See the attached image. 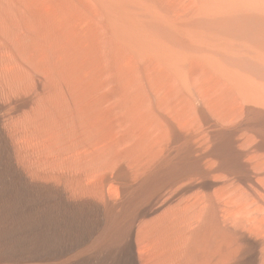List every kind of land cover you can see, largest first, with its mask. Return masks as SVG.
<instances>
[{"label": "bare ground", "instance_id": "1", "mask_svg": "<svg viewBox=\"0 0 264 264\" xmlns=\"http://www.w3.org/2000/svg\"><path fill=\"white\" fill-rule=\"evenodd\" d=\"M247 2L233 127L104 113L35 28L27 59L0 48V264H264V0Z\"/></svg>", "mask_w": 264, "mask_h": 264}, {"label": "rangeland", "instance_id": "2", "mask_svg": "<svg viewBox=\"0 0 264 264\" xmlns=\"http://www.w3.org/2000/svg\"><path fill=\"white\" fill-rule=\"evenodd\" d=\"M247 3L0 0V48L27 59L39 30L47 61L70 56L75 82L84 85L88 102L104 103V113H206L233 127L243 119L233 103L247 92ZM244 133L238 130V138Z\"/></svg>", "mask_w": 264, "mask_h": 264}]
</instances>
